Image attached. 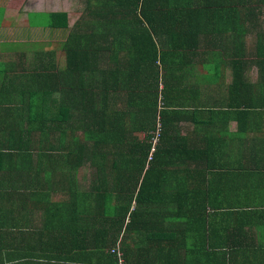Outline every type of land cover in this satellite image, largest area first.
Returning a JSON list of instances; mask_svg holds the SVG:
<instances>
[{
    "label": "trees",
    "instance_id": "1",
    "mask_svg": "<svg viewBox=\"0 0 264 264\" xmlns=\"http://www.w3.org/2000/svg\"><path fill=\"white\" fill-rule=\"evenodd\" d=\"M83 5L81 18L62 45L65 70L52 75H60L58 80L63 82L52 87L49 81L43 88L28 91L31 103L48 105L8 111L11 103H7L0 109V119L4 117L0 131L4 132L3 145L7 148V160L2 163L0 158V167L17 165L19 151L31 147L32 135L40 132L38 141L43 136L41 140L45 142L39 143H51L46 147L58 151L62 165L82 168L87 176L86 190L79 197L74 192L67 193L71 212L80 209L86 216L80 221L92 233L87 244L97 242L110 253L119 237L125 239L141 231L155 241L152 249L154 255L158 254V260L152 256L147 264H264V255L257 257L254 253L219 258L211 254L194 256L186 251L190 231L204 235L209 215V230L211 225L215 233L232 228L233 220L239 222L241 218L253 232L264 230V176L246 170L236 182L238 186L227 190L225 181L234 182L233 157L244 150L227 147L223 153L229 141L214 136L204 142L210 149L216 147L219 151L215 154L219 156L209 157L207 153L201 157L203 151L189 145L185 137L169 133L170 124L189 113L179 108L189 105V100L196 105L202 102L200 108L209 103L220 107L216 111L191 110L190 117L194 119L253 118L252 111L256 110L264 115L257 109V104L264 101V32L259 19L264 16V0H83ZM40 14L45 17L43 22ZM40 14L35 22L30 18L32 25L54 29L62 21L60 25L64 27L65 14ZM247 34L254 36L251 49L245 47ZM199 49H205L208 60H215L218 70L231 71L227 92L223 91L225 79L221 76L213 80L219 88L217 95L195 93L192 86V93H184L188 85L181 87L186 80L183 71L190 67L189 59ZM44 53L53 54L54 50ZM250 66L257 70L260 83L241 88L244 71ZM45 85L51 89L63 87L56 105L47 98L51 92L47 93ZM141 90L149 94L137 100L144 93ZM157 115L161 129L151 151L149 138ZM193 122L192 134L206 133V124ZM78 131L80 136H76ZM141 131L143 137L137 136L136 132ZM254 148L257 153L259 148ZM48 156L45 158L51 166ZM207 171H211L208 176ZM207 177L224 187L223 191L216 189V196L213 193L209 200ZM241 180L245 183L241 184ZM31 185L37 194L45 187L43 179ZM221 195L226 199L219 202ZM56 209L60 211L62 207ZM220 245L217 242L216 246ZM180 249H184L183 254ZM120 252L124 257L121 248ZM110 256L117 264L115 255Z\"/></svg>",
    "mask_w": 264,
    "mask_h": 264
},
{
    "label": "crops",
    "instance_id": "2",
    "mask_svg": "<svg viewBox=\"0 0 264 264\" xmlns=\"http://www.w3.org/2000/svg\"><path fill=\"white\" fill-rule=\"evenodd\" d=\"M16 1L0 0V92L8 93L4 96L0 94V109L5 108L7 103H11V106L7 109L8 111H22L21 109H37L47 106V103L40 101L31 103L29 101V94L37 88H43L42 85L49 81H52V87H55L57 80L61 77H59L60 75L55 77L52 75L61 74L65 70V57L63 53L59 52L60 49L58 51L52 49L54 50L53 54H46L44 53L45 51L30 54L29 52L21 51V48L25 44L19 43L20 40L18 39H21V37L25 39L37 38V33L41 31L48 32L49 30L55 31V29H61L64 32L66 29L65 23L68 19L67 12H40L37 10H29L27 7L30 6L29 1L31 0H21V6L16 11V17L6 7L11 6ZM41 1L44 0H38V2ZM71 1L77 5L81 4V0L77 2L76 0ZM30 3L32 4L33 1ZM81 10L79 9V11ZM37 13L65 14L66 20L63 24L64 27L60 25L62 21L59 23V27L54 29L49 28V26L32 25L30 18L32 17L35 22V18L39 15ZM22 16L23 19H21ZM17 18L18 21L16 20ZM8 29H16L15 34L21 37L19 38L17 35H14L12 40L11 35L5 36V31ZM67 33L68 31H66V35ZM247 37H249L248 34L244 37V42L245 47L249 49L246 46ZM204 51L205 49L197 50L195 55L189 59L190 67L183 71L186 80L181 83V87L185 84L188 85L184 93H192L190 87L192 86L193 88L195 87V93L217 95L219 88L213 85V80L221 76L225 79L222 85L223 91L227 92L232 82L231 71L225 69L218 70L217 65L213 63L215 60H208L209 56ZM60 59L62 60V65H60ZM252 71L253 73H251ZM61 76L64 80V75ZM244 77L245 83L241 85V88L246 87L248 84L255 86L260 83L256 69L244 71ZM208 79L211 80L206 82ZM202 81L204 83H200ZM51 88H47V85H45L47 93L51 92V95L49 97L47 96V98H51L53 101L51 105H56L60 101L62 93L60 90L63 91V87L62 89ZM161 88L162 86L159 82L158 93H160ZM262 88L264 89L263 81ZM177 90L180 89L177 88ZM141 91L144 93L136 97L137 100L139 97L149 94L145 90ZM143 100L145 101L146 99ZM20 103H26V105L20 106ZM199 103L201 105L202 102L199 101ZM200 105H196V103H192V100H189V105L179 107L182 110H189V113L176 118L170 124L172 130L170 129L169 133L174 137H185L189 145L197 147L199 151H203L202 154L200 153L201 157H205L207 153L209 157L219 156L215 154L216 151H219L216 147L210 149V145H206L204 142V140L207 142L213 140L214 136L216 138L225 137L229 141L228 146L224 144L226 148H224L223 153H226L228 148L244 150L240 156L235 155L233 157L235 160L233 161L234 164H232L231 175L235 183L231 180L225 181L224 187L227 190H231L234 185L238 186L239 183L236 182L244 175L246 170L253 173H260L264 176V115L257 114L256 110L255 112L252 111V113H255L253 118L246 117V119L228 117L223 120L217 119L210 121L206 116H199V118L201 117L200 119L191 118V110L201 111L202 109L206 112L216 111L220 108L217 106L212 107L214 106L213 103H209L207 105L208 107L203 108H200ZM257 106L258 110L264 111V101L258 103ZM3 114L6 115L5 112ZM3 114H1L2 117ZM50 117L53 116L51 115ZM55 117H59V115ZM27 119L28 117L25 119V122ZM3 120L4 117L0 119V121ZM193 121L206 124V133H215L206 135L204 130L202 135H197L199 136L197 137L195 134H192L194 127ZM241 124L244 125L242 128H245V132L243 133H241L242 128L239 127ZM137 132L136 134H138ZM80 133V131L77 132L76 136H79ZM139 133L143 137L144 132L141 131ZM40 135V132H35L32 135V140L38 139ZM55 135L56 133H51V136ZM42 138L43 136L40 139ZM4 139V132L0 131V154L2 153L0 158L6 162L7 148L1 144V141ZM256 145L259 150L257 153H254V147ZM223 153H220V156L223 157ZM59 156L60 154L54 157L51 155L48 156L53 164L49 166L46 160L40 170L39 180L43 179L46 190L49 192L46 195V202H40L39 193L37 194L36 190L32 188V185L28 184L26 178L23 177L26 165L21 166L20 155L18 157L16 156L17 158L15 159L19 160L16 161L17 165H4L0 167V264H114V259L110 256L109 250L101 248L97 242L94 245L87 244V238L88 236H92V233L86 230L84 223L80 221L83 216H86L80 213V209L76 212H71L68 207L67 193L71 191L74 192V196L77 195L79 197L86 190L85 187L88 182L87 176L83 174L82 168L75 170L69 166L62 165ZM193 156L195 155L193 154ZM226 159L231 164L228 156H226ZM199 163L202 165L201 162ZM210 172L207 171V176ZM236 173H240L239 176ZM240 182L241 184L245 183L242 180ZM207 184L210 185L206 187L209 191L208 200L212 197L213 193L216 196L218 191L224 190V187L218 183L215 185L214 179L211 181L208 178ZM211 185H213V189H211ZM223 197L225 196L221 195L219 197V202L226 199V197ZM65 205L67 206L66 211L64 209ZM58 206L62 207L60 211L56 209ZM220 207L223 209L221 204ZM207 217L209 219L207 218L208 224L204 235L196 234V231H190V243L189 245L187 243L186 250L190 255L211 254L218 255L220 256L219 258L230 255H249L252 253L256 254L257 257L264 255V230H261L260 233L253 232L247 226V221L241 218L239 222L233 220L232 228L226 227L223 229V232L218 230L215 233L211 225L209 230L211 217L210 215ZM128 220V218L125 219V224L128 223ZM164 226H166V223H164ZM210 233L212 236H210ZM131 235L133 236H126L125 239L119 237L116 242L124 254L126 264H147L146 262H149L152 256L158 260V257H156L158 254L154 255V249H152L155 241L151 240V237L146 238L141 231H137V233L133 232ZM143 240L145 243L142 242ZM217 242L221 245L216 246ZM183 250H179L180 254H183Z\"/></svg>",
    "mask_w": 264,
    "mask_h": 264
},
{
    "label": "rangeland",
    "instance_id": "3",
    "mask_svg": "<svg viewBox=\"0 0 264 264\" xmlns=\"http://www.w3.org/2000/svg\"><path fill=\"white\" fill-rule=\"evenodd\" d=\"M33 1L31 4L30 2ZM29 1L30 6L27 7L29 10H37V11H45V12H67L68 19L65 23V30H58L55 29V31L49 30L48 32H39L37 38H27L21 37L20 35L15 34L16 29H8L5 34L11 35V39L13 40V36L17 35L19 38L21 37L19 43L25 44L24 47L21 48V51L29 52L30 54H34V52H41V51H47L49 49H56L57 51L60 49L59 52L63 53V48L61 44L63 45V42L66 37V31H69L74 28V25L78 20L81 18V15L83 14V0H81V4L77 5L76 3L72 2L71 0H44L41 2H38V0H31ZM78 0H76L77 2ZM38 5H37V4ZM28 4V3H27ZM26 4V5H27ZM21 6V0H17L16 2L12 3L11 6H6L8 11H11V13L15 16L16 11L19 10ZM23 7H25L23 5ZM79 9H82L79 11ZM39 14V13H37ZM17 17V15H16ZM38 18V16L36 17ZM35 18V19H36ZM23 19V16L22 18ZM40 21H44L45 17H43L42 14L39 15ZM260 23H261V29L264 32V16H260ZM18 21V18L16 19ZM70 27V29H69ZM69 29V30H68ZM23 33V32H22ZM246 46L251 49L252 45L254 43V36L253 34H249V37L246 38ZM31 44V45H30ZM34 44V45H33ZM64 55V53H63ZM60 65H62V60L60 59ZM255 68H250L248 70H254ZM253 73V71L251 72ZM253 77V76H252ZM57 82L60 84L61 82L57 80ZM63 125V124H62ZM79 132V131H78ZM80 136V135H79ZM137 136H140V133L137 134ZM11 139V138H10ZM45 142L41 139L38 141V139L33 140V145L31 147L24 148L23 150H20L19 153L21 154V166H25L23 177L26 178V182L28 184H33L36 182V180H39L40 178V170L43 167L44 163L46 162L45 156L51 155L54 157L55 155H59L58 151L52 150V148L46 147L51 145V143H48L44 145L43 143L40 144L39 142ZM5 139L1 141V144L5 145ZM8 142V141H7ZM38 142V144H37ZM62 154V153H61ZM2 163H5V161H2ZM53 162H51V165ZM4 166V164H2ZM74 169V168H72ZM74 171V170H71ZM10 172V170H8ZM87 174L90 176V174L87 172ZM17 178V177H16ZM16 181V180H15ZM49 192L46 190V187L42 188L39 192V198L40 202H46V195H48ZM46 207V206H45Z\"/></svg>",
    "mask_w": 264,
    "mask_h": 264
},
{
    "label": "built area",
    "instance_id": "4",
    "mask_svg": "<svg viewBox=\"0 0 264 264\" xmlns=\"http://www.w3.org/2000/svg\"><path fill=\"white\" fill-rule=\"evenodd\" d=\"M160 129H161V123L159 121V117H157L154 131L152 132V135L149 138V141L151 142V151L154 150L155 145L159 141ZM110 253L115 255L117 259V264H126L124 257L122 256L118 246H116V248L112 250Z\"/></svg>",
    "mask_w": 264,
    "mask_h": 264
},
{
    "label": "clouds",
    "instance_id": "5",
    "mask_svg": "<svg viewBox=\"0 0 264 264\" xmlns=\"http://www.w3.org/2000/svg\"><path fill=\"white\" fill-rule=\"evenodd\" d=\"M116 246H118V248H119V245L117 244ZM119 250H120V248H119ZM111 254V253H110Z\"/></svg>",
    "mask_w": 264,
    "mask_h": 264
}]
</instances>
